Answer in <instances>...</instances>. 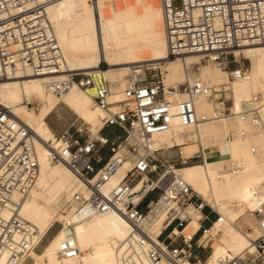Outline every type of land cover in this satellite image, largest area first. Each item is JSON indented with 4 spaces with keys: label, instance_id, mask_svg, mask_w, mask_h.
<instances>
[{
    "label": "built area",
    "instance_id": "1",
    "mask_svg": "<svg viewBox=\"0 0 264 264\" xmlns=\"http://www.w3.org/2000/svg\"><path fill=\"white\" fill-rule=\"evenodd\" d=\"M54 1L0 0V83L19 71L54 76L66 70V58L47 13ZM160 1L166 59L198 54L202 61L229 70L233 79H250L236 50L264 44V0ZM166 59L132 63L118 101L111 99L112 82H103L97 68L71 70L62 80L48 84L60 95L81 87L105 112L101 136L83 138L66 129L55 133V145L47 143L51 159L66 164L81 183L68 205L83 219L116 212L129 222L132 232L119 246L124 264H138V255L149 264H264V205L250 211L252 223L242 228L248 235L256 227L260 230L251 237L254 249L213 257L225 216L176 172L201 158V151L186 154L181 144L170 148L155 144V135L172 129L176 119L185 127L222 117L260 125L262 95L244 101L235 111L224 88L193 78L173 83V96H169L162 68ZM200 96L217 104L213 116L198 111ZM29 105L39 109L35 102ZM112 127L120 128L123 135L104 133ZM247 134L245 129H232L227 138ZM35 138L26 120L0 104V264H28L41 242L34 225L21 214V201L31 193L41 169ZM171 148H176L175 154H162ZM127 160L132 161L131 167L114 182ZM169 172H175L174 177H168ZM199 213L198 228L188 230ZM81 253L73 226H66L59 255L75 258Z\"/></svg>",
    "mask_w": 264,
    "mask_h": 264
},
{
    "label": "bare ground",
    "instance_id": "2",
    "mask_svg": "<svg viewBox=\"0 0 264 264\" xmlns=\"http://www.w3.org/2000/svg\"><path fill=\"white\" fill-rule=\"evenodd\" d=\"M47 13L64 52L66 70L54 76H33L30 71H19L0 83V104L26 120L36 134L41 169L31 193L21 201V214L34 225L39 242L56 221L64 222L42 252H32L33 264H124L119 246L132 232L131 225L116 212L83 219L73 205L66 210V215L63 214L61 202L64 198L71 201L74 192L81 189V183L66 164L53 163L47 144H56V134L47 117L60 102L90 124L96 136H101L105 112L90 92L87 91L88 94L81 87L74 86L60 95L49 89L48 84L62 80L71 70L97 68L103 82L110 80L108 76L113 77L111 99L120 100L126 81L122 75L130 70L132 63L160 62L168 56L162 4L159 0H55L48 5ZM242 53L251 61L248 80H231L230 71L212 62L203 63L198 54L166 59L162 63L169 96H173V83L193 78L207 80L215 86L231 84L235 111L244 101L251 100L256 94L262 95L260 125L222 117L198 127H185L176 119L172 129L155 135L156 146L170 148L181 144L186 154L194 152L193 142L200 144L197 150L202 152L203 163L186 165L176 172L225 216L221 228L229 241L227 244L217 242L213 257L228 251L237 253L254 249L251 237H256L260 230L256 227L250 235L245 233L242 228L244 224L252 223L251 213L239 212L238 208L246 206L251 211L264 205V89L260 85L264 77V44L236 50L237 56ZM103 63L107 64L106 69ZM193 64H200L198 76L190 73ZM35 96L44 102L39 112L28 107L34 102L29 99ZM196 104L200 113L209 116L217 109L215 101L204 96L196 98ZM232 129H245L248 134L227 141V134ZM131 165L132 161L127 160L113 181L118 182ZM174 175L175 172H169L168 177ZM209 194L213 199L208 197ZM200 217V213L195 215L188 230L198 228ZM68 225L73 226L82 252L75 258L59 255L60 242ZM6 258L5 255L2 262ZM137 262L149 264L139 255Z\"/></svg>",
    "mask_w": 264,
    "mask_h": 264
},
{
    "label": "rangeland",
    "instance_id": "3",
    "mask_svg": "<svg viewBox=\"0 0 264 264\" xmlns=\"http://www.w3.org/2000/svg\"><path fill=\"white\" fill-rule=\"evenodd\" d=\"M159 2H160V0H159ZM238 57L240 59V63L245 65L246 67H248V69L250 71V69H251V61H250V59L244 57L243 53L238 55ZM172 59H176V58H172ZM203 63H207V62L203 61ZM102 65H103L104 69L107 68V64L106 63H103ZM199 66H200V64L191 65L189 70H190V73H191L192 76H196V75L198 76L200 74ZM219 67H221V66H219ZM128 74H129V71H127L124 75H122V79L126 80V77H127ZM250 74H251V71H250ZM108 77L110 78L111 82L113 83V77L112 76H108ZM229 78H231V80H234L230 75H229ZM260 85H261V88L264 89V77L262 78V80L260 82ZM216 87L218 89L224 88L226 90V93H227L226 94L227 98L230 100L231 103L234 102V94L232 92L233 90H232L231 84L226 83V84H222V85L216 86ZM226 87H229V90ZM85 92H87V91L85 90ZM29 101H34L35 104H39V109L36 110V109L33 108L32 105H28V102H27L28 107L30 109H33L35 112H39L42 109L43 105H44L43 100L41 98H39V97H36V96L32 97V99H29ZM233 109H234V107H233ZM47 120H48L49 125L51 126V128L55 131V133H58V134L62 133L66 129H71L73 131H76L77 134L83 136V138H88L90 136H96L92 132V130L90 128V124H88L83 118H81L74 110H72L64 102H60L57 105V107L53 110V112L47 117ZM104 133L107 134L108 132L105 131ZM226 140L229 141V140H232V139H228L226 137ZM198 145H200V144L193 142V151L197 150ZM175 152H176V148H171V149H167V150L163 151L162 154L165 155L166 157H170L173 154H175ZM53 163L55 165H60V163H58V162H53ZM197 163H203V157L199 158L195 163H192V164H197ZM189 165H191V164H189ZM208 197L210 199H213V196L211 194H209ZM69 202L70 201H68L66 198H64L63 202H61V206H62L61 212L63 214H65V215L67 214L66 210L72 208L71 205H68ZM209 203H211V202H209ZM238 210H239V212L244 211L246 213H250V209L248 207H246V206L239 207ZM63 226H64V222L56 221L54 223V225H52V227L46 233V235L42 238V240H40L41 242H40V244H39V246H38L36 251L38 253L42 252L44 250L45 246L50 242V240L54 236V234L59 229H61ZM244 226H245V224L243 225V227ZM228 241L229 240L226 237V235H224V233H221L220 240L218 242L227 244ZM34 262H35V258L32 255V259L29 261L28 264H33Z\"/></svg>",
    "mask_w": 264,
    "mask_h": 264
},
{
    "label": "crops",
    "instance_id": "4",
    "mask_svg": "<svg viewBox=\"0 0 264 264\" xmlns=\"http://www.w3.org/2000/svg\"><path fill=\"white\" fill-rule=\"evenodd\" d=\"M109 134L123 135V131L120 128L112 127L107 131Z\"/></svg>",
    "mask_w": 264,
    "mask_h": 264
}]
</instances>
